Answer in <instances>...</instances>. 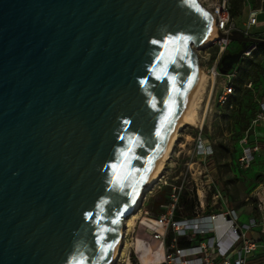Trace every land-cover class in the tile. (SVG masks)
I'll return each mask as SVG.
<instances>
[{"label":"water","instance_id":"obj_1","mask_svg":"<svg viewBox=\"0 0 264 264\" xmlns=\"http://www.w3.org/2000/svg\"><path fill=\"white\" fill-rule=\"evenodd\" d=\"M212 19L200 0H0V264L111 261L196 83V48ZM180 36L189 38L186 51L174 52L167 69L175 115L161 139L172 82L152 68ZM129 146L122 171L132 174L121 189L110 183L111 165Z\"/></svg>","mask_w":264,"mask_h":264},{"label":"rangeland","instance_id":"obj_2","mask_svg":"<svg viewBox=\"0 0 264 264\" xmlns=\"http://www.w3.org/2000/svg\"><path fill=\"white\" fill-rule=\"evenodd\" d=\"M200 1L204 6H208L212 9L218 0ZM260 6V0H250V3L246 4V7H244V17L242 21L240 19H237V21L235 20L239 27H243V23L246 21L251 10L259 8ZM259 18H264V15L259 16ZM258 28L257 32H260L259 36L264 39V27L260 26ZM237 35L243 36L241 32H238ZM247 46L248 41L232 40L222 52L220 46L215 43H208L205 46L196 48L201 69L207 74L206 89L197 101L200 107L199 116L203 114L205 121L203 125L198 122L195 125H187L180 130L177 142L173 146V150L170 153L169 160L162 174L166 175L168 184L162 183L161 187H159L157 184L160 180L157 181L153 188L146 192L140 207L135 211V214H137L136 219H133V221L130 220L133 215L131 214L127 218V220H130V225L128 226H126V222L123 220L124 235L119 243L120 246L122 245L123 247L128 243V250L125 256H122V254L119 256L115 264H128V262L134 264L135 261L133 256L136 257L137 264L143 262L144 255L142 256L140 254V243H142L141 241L143 240L145 230L151 235L149 228L144 225V222L148 221L147 217L149 216L145 211L148 210L151 213L149 209L152 205H155L156 202H159V196L161 195L160 190H162L164 186L175 185L186 175V188H188L190 192L194 190L195 198L199 206L200 200L198 194H200L204 204L217 201V198H207V194L214 191L212 185L210 188L208 187V183H210L212 178L215 179V177L211 171L212 168L210 167L211 162L209 157L203 158L200 152L201 150L198 148L197 136L204 128L207 133L206 135L202 134V136L206 143L216 144L223 141L231 148H234V153L227 157L234 170L231 174L236 176L239 183L236 188L231 186V184H225L229 195L232 196V199H240L243 210L251 209L259 218L263 215V211L260 210L258 206L259 199L256 197V193L259 191L257 196L260 194L264 197V118L261 117V114L257 111V104L264 99V62L263 68L253 79L252 90L249 93V97L246 98L244 107L248 110L251 118L258 119L259 116L261 118L257 122H254L253 119L252 123H250L251 128L249 132L246 131L241 134L227 129L225 122L219 119L222 104L219 103L218 98L222 90L221 85L224 78L222 74L237 68L245 56L244 52ZM215 52L216 57L213 58ZM215 62L218 64V71L220 74L217 75L215 81H213L212 74L210 71L208 72V70L211 69ZM245 136L247 139L242 142L241 140ZM255 143L260 144L259 151L254 152L248 165L242 164L240 158L243 154V148L251 145L253 146ZM222 179L224 182L226 176H223ZM236 192L238 194L240 193L241 196L238 195V198H236ZM216 205H223V202L218 199ZM251 264H264V254L260 253L257 255L254 262Z\"/></svg>","mask_w":264,"mask_h":264},{"label":"built area","instance_id":"obj_3","mask_svg":"<svg viewBox=\"0 0 264 264\" xmlns=\"http://www.w3.org/2000/svg\"><path fill=\"white\" fill-rule=\"evenodd\" d=\"M261 3H264V0H261ZM205 7L211 12L215 27L220 34L229 35L241 32L245 37L259 38L251 33V29L264 25V22L259 19V14L264 12L263 6L250 11L246 21L243 23V27H239L235 19L232 18L229 0H218L212 9L208 6ZM231 41L227 36H221L210 43L218 44L222 52ZM256 42L249 41L244 55L249 56L252 54L256 49ZM209 71L215 77L220 74L217 62L213 64ZM236 74L237 68L222 74L224 78L221 85L222 90L218 98L220 104L226 103L233 93ZM248 86L251 87L252 83H249ZM259 108V114L264 118V99L259 101ZM260 116L258 119H254V122H257L261 118ZM246 139L247 137L245 136L241 141L244 142ZM197 141L203 158H210L214 153L213 144L204 141L202 132H199ZM259 149L260 144L258 143H255L253 146L244 147L240 158L241 163L248 165L254 152L259 151ZM186 182V175H184L177 184L171 185L172 193L170 201L163 207V212L150 221V226L148 227L152 239L160 240L163 245L166 244L168 230L174 233L171 248L168 249L164 260L160 264H249V258L253 251L258 247H261L264 251V244H260L257 240L248 237L246 234L253 227L261 226L264 229V217L261 221L252 217L249 222L241 223L238 211L233 207H229L225 212L224 218L230 223L229 230L233 232L235 238L228 245H224L221 238L216 236L215 222L220 214L223 215V212L203 215L201 212L203 200L200 194H198L200 206H196L191 214H183L180 218H175V209L179 207V194L186 188ZM160 183L168 184L166 175H162ZM211 185L214 188L213 197L217 198V201L219 199L223 204H227V196L216 178H212L210 183H208L209 188ZM263 205L264 202L259 201L258 206L263 211L262 213H264ZM179 208L181 209V207ZM145 213L151 216L148 210ZM180 238H185L190 244L180 245ZM134 264H137V262H134Z\"/></svg>","mask_w":264,"mask_h":264},{"label":"trees","instance_id":"obj_4","mask_svg":"<svg viewBox=\"0 0 264 264\" xmlns=\"http://www.w3.org/2000/svg\"><path fill=\"white\" fill-rule=\"evenodd\" d=\"M261 1V0H260ZM250 0H229L230 4V13L232 18L236 21L240 19L242 21L244 17V7L246 4H249ZM261 6L264 7V3H261ZM253 27L251 33L254 36H259L260 32H257V29ZM264 27V26H261ZM235 41V40H234ZM249 44V41H248ZM216 57V52L213 55V58ZM264 62V41L256 42V49L249 56H244L241 63L237 66V74L234 81V91L231 96L228 98L227 102L221 105L219 119L225 122L227 129H230L232 132H237L241 134L250 130L251 124L254 118H251L248 110L245 107L246 98L249 97V93L252 90V86L249 87L248 84L252 83L253 79L257 76L260 70L263 68ZM257 111H260L259 103L257 104ZM206 129L202 130V134L206 135ZM214 153L211 156V159L215 161L217 166V171L221 177L226 176L225 184H235L237 178L235 175L231 174L234 172L231 162L228 159V155L234 153V148H231L228 144L223 141L213 144ZM224 174V175H223ZM172 193L171 186H164L161 190V195L159 196V202L162 204H167L170 201V195ZM178 206L181 207V212L185 214H191L195 207L198 206L196 201L194 190L190 192L188 188H184L179 194ZM178 208V207H177ZM175 209L174 217H178L176 212H180L178 209ZM170 238H173L174 233L172 231L168 232L166 235V243ZM179 244L188 245L190 242L185 238H180ZM134 261L136 262V257L133 256Z\"/></svg>","mask_w":264,"mask_h":264},{"label":"crops","instance_id":"obj_5","mask_svg":"<svg viewBox=\"0 0 264 264\" xmlns=\"http://www.w3.org/2000/svg\"><path fill=\"white\" fill-rule=\"evenodd\" d=\"M261 15H264V12L259 14V16H261ZM259 19L264 22V18H259ZM209 160L211 162V164H210V167L212 168L211 171L213 172L214 177L216 178L220 187H222L224 193L226 194L228 202H227V204H223V205H216L217 201H213L212 203H207V204L203 203V207L201 208V212L203 215L223 212V215L220 214L219 217L217 218L216 222H215L216 231H217L216 236L221 238V241L224 245H228L235 238V235L233 234V232H231L229 230L230 223L224 218V215L226 214L225 212L227 211V209L229 207H233L238 211L239 220L241 223L249 222L250 218H252V217H255V218H257V220L261 221L262 218L264 217V213H262L263 215L259 218L257 216V214L255 212H253L251 209L243 210L242 204H240V202H241L240 199L239 200L238 199H232V196L229 195V193L227 191V187H226L225 183L223 182L221 175L217 171V166H216L215 161H213L211 159V157L209 158ZM238 183L239 182L236 181L235 184H232V183H230V184H231V186L236 188V187H238ZM157 185L159 187H161L162 183L158 182ZM160 192H161V190H160ZM257 193H256V197H258L259 201L263 200L262 202H264V197H262L260 194H258V196H257ZM238 195L241 196L240 193L238 194L236 192L235 197L238 198ZM209 197L212 199L214 198L213 192L207 194V198H209ZM165 205L166 204L156 202L155 205H152L150 207L149 210L151 211V216H148L147 217L148 221L144 222V225H146L145 227H149L150 221L153 218L157 217L161 212H163V207ZM179 207L177 209L180 212H176V214H178V217H176L177 219L180 218L183 214H185V213L181 212V209ZM208 220H209V218H208ZM170 231L171 230H168V232H170ZM246 234L248 237H251V238L257 240L260 244H264V229L261 226L253 227L252 229L248 230L246 232ZM172 240H173V238H170V235H169V241L165 245H163V243L160 240L152 239V236L149 234V232L147 230H145L143 240L141 241L142 243H140V248H141L140 254L142 256L144 255L143 262H141V264L142 263L143 264H160L164 260L168 249L171 248ZM260 253L264 254V251L261 247H258L251 254L248 263L251 264L252 262H254L255 257L257 255H259Z\"/></svg>","mask_w":264,"mask_h":264},{"label":"bare ground","instance_id":"obj_6","mask_svg":"<svg viewBox=\"0 0 264 264\" xmlns=\"http://www.w3.org/2000/svg\"><path fill=\"white\" fill-rule=\"evenodd\" d=\"M220 37H221V34L216 29L215 23H214V18H213L211 31L209 33L207 40L202 44V46H205L208 43H210L211 41H213L214 39L220 38ZM206 79H207V74L200 67L199 75H198L196 83H195V85L191 91L189 99L185 105V108H184L179 120L177 121V124L175 125V128L173 129L170 137L168 138V140L165 144V147L161 151L159 157L157 158L155 164L153 165L151 171L149 172L143 186L139 190V193H138L134 203L132 204V206L130 208V213L127 215L129 217L131 214H133L131 216L130 220L133 221V219H136L137 214H135V211L140 207L143 196L146 194V192H148L149 190H151V188H153V186L155 185V183L157 181L160 180V178L163 174V171L165 169V165L169 160L170 153L173 150V146L177 142L180 130L183 129V127H185L187 125H195L198 122H200V124L203 125V123L205 121V117H203V114L201 116H199V108L200 107L198 106L199 103H197V101L206 89ZM212 79H213V81H215V75L214 74L212 75ZM128 217H126L124 219L126 222V226L130 225V223H129L130 220H127ZM119 242L117 243V245L115 247V252L111 258V261L108 264H115L121 254H122V256H125L127 254V250H128L127 244L128 243L125 245V247H123L122 245L120 246ZM128 264H130V262H128Z\"/></svg>","mask_w":264,"mask_h":264},{"label":"snow or ice","instance_id":"obj_7","mask_svg":"<svg viewBox=\"0 0 264 264\" xmlns=\"http://www.w3.org/2000/svg\"><path fill=\"white\" fill-rule=\"evenodd\" d=\"M205 15H207L205 13ZM188 37L186 36H180V37H176V38H169L166 43L164 44V47L166 49V52L164 53H160V55L157 58V62L156 65L153 66L152 71L155 74V77L157 80H163L165 77H168V79L172 82L171 83V87H172V95L169 96L168 100H167V108H168V114L163 117L161 119L160 122V129L157 130L156 135L161 137V139H163V137L161 136V130L164 129V127L166 125H170L172 123V117L175 115L174 109L176 107V101H175V95L178 92V89L176 88L175 85V77H171L168 75V65L170 63H174V57H173V53L174 52H179L181 47H184L185 51H186V45L188 42ZM153 44H157L158 42L153 40L152 41ZM170 45H178L176 48L173 49H169ZM183 58V57H181ZM163 64L162 67H159L160 64ZM147 81H142L141 83H146ZM189 83L191 84V81H189ZM152 107L155 108L156 107V102L155 100L152 101ZM128 121H124V124H127ZM121 139H124V137H121ZM132 143H136L139 144L140 141L138 138H136L135 140H131L130 139V145ZM133 149L131 146L128 147L127 150L122 151L120 153V157L121 160L119 163H114L111 165V169L113 171V176L112 179L110 180V183L113 184V186H119L121 189L124 187L123 184V180L127 179L132 173L130 172H124L122 170L126 169L128 167V165L130 164V153H132ZM149 164H151V160L148 161ZM150 169H145V172L149 171ZM145 176H140L139 180L143 181L145 180ZM133 192H135V188H133ZM103 203H107V201H103ZM87 218L88 219H92V215L91 214H87ZM119 220V216H117L116 219L112 220L113 224L118 223ZM98 223V222H97ZM108 231V229L106 228H101L100 230V235L98 237V242H103L104 240V236L103 233ZM112 245L108 244L107 246H103L102 245V252L103 253H107L108 249L111 248ZM74 264H87V261L85 258L81 257L77 260L74 261Z\"/></svg>","mask_w":264,"mask_h":264}]
</instances>
